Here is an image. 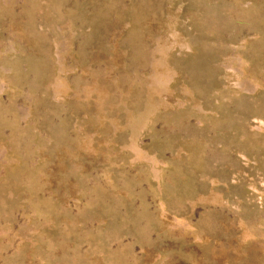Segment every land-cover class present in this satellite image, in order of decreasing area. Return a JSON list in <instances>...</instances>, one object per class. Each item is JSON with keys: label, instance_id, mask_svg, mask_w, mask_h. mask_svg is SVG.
<instances>
[{"label": "rangeland", "instance_id": "obj_1", "mask_svg": "<svg viewBox=\"0 0 264 264\" xmlns=\"http://www.w3.org/2000/svg\"><path fill=\"white\" fill-rule=\"evenodd\" d=\"M0 264H264V0H0Z\"/></svg>", "mask_w": 264, "mask_h": 264}]
</instances>
